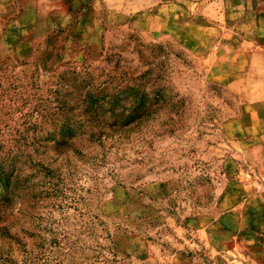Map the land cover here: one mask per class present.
Wrapping results in <instances>:
<instances>
[{
  "label": "rangeland",
  "instance_id": "rangeland-1",
  "mask_svg": "<svg viewBox=\"0 0 264 264\" xmlns=\"http://www.w3.org/2000/svg\"><path fill=\"white\" fill-rule=\"evenodd\" d=\"M0 264H264V0H0Z\"/></svg>",
  "mask_w": 264,
  "mask_h": 264
}]
</instances>
